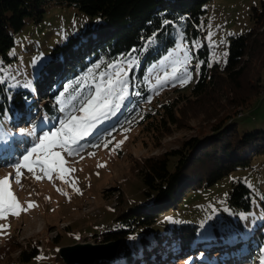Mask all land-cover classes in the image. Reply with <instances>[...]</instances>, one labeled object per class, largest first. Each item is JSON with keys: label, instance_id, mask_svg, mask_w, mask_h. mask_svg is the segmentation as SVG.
<instances>
[{"label": "trees", "instance_id": "trees-1", "mask_svg": "<svg viewBox=\"0 0 264 264\" xmlns=\"http://www.w3.org/2000/svg\"><path fill=\"white\" fill-rule=\"evenodd\" d=\"M51 1L76 7L87 16L88 25L58 45L35 73L7 75L1 66L16 59L10 54L16 34L28 21L42 23ZM212 1L0 0V157H8L30 139L13 128L25 114L39 117L37 129L46 127L45 118L50 127L70 110L55 100L66 84L87 77L97 63L101 69L120 61L127 67L129 53L124 102L128 108L115 110V123L106 135L124 125L147 123L145 129L161 139L173 135V125L183 129L190 119L198 121L195 135L174 140L176 149L133 160V174L142 182L147 204H130L120 194L113 209L114 225L92 236H102L101 241L130 239L122 244L118 259L93 264H227L226 259L235 260L244 250L258 255V247L264 251V195L258 196L241 180L232 182L227 192L232 228L228 224L225 230L221 225L201 227L194 217L173 216L191 195L206 194L232 173L264 162V0L252 8V27L221 45L225 46L221 65L213 58L220 47L212 46L214 38L208 39L199 29ZM181 45L187 51L182 52ZM173 50H179L182 60L187 57L185 63L193 67L188 70L191 80L185 81L179 97L156 110L158 116L143 112L151 95L146 76ZM72 94L70 88L65 98L69 103ZM185 100H195L188 113L180 107ZM249 106L247 113L238 111ZM62 107L65 112L59 110ZM159 147L160 142L155 145ZM162 221L168 228L151 238ZM11 248L19 250L20 263L39 254L35 247ZM4 251L0 250V257L7 260Z\"/></svg>", "mask_w": 264, "mask_h": 264}, {"label": "rangeland", "instance_id": "rangeland-1", "mask_svg": "<svg viewBox=\"0 0 264 264\" xmlns=\"http://www.w3.org/2000/svg\"><path fill=\"white\" fill-rule=\"evenodd\" d=\"M261 1L213 0L208 5V12L199 29L208 39L214 38L212 46L220 47L213 53V58L219 62V65L225 59L223 54L225 46L221 48V45L230 37L243 34L252 27V8L260 7ZM87 19V16L76 7L51 1L46 7L42 23L37 25L28 21L16 34L15 47L10 51L11 56L16 59L1 66V70L14 77H20L23 72H25L23 75L35 73L58 45H62L70 36L81 32L88 25ZM168 56L169 54L162 57L146 76L151 95L142 107L143 112L158 116L157 109L185 91L183 90L186 86L185 82L181 83L180 80L170 78L174 61H179L180 63L175 66L181 68L185 64L181 59L184 56L180 55L179 50H175V55L171 59H165ZM190 68L193 67L187 66V71ZM195 76H198L197 69ZM40 98L41 101L45 100L43 97ZM125 101L124 99L121 102L123 109L128 108V103L125 105ZM194 103L195 100H185V104L182 102L184 105L180 104V107L188 113ZM250 108L252 107L238 111L243 114ZM36 117L39 118L35 114H25L13 127L18 135L27 136L26 138L30 136V139L21 144L19 149L12 151L7 158L0 157V179L8 176L9 173H15V169L8 165L14 164L17 158H21L33 147L40 132L47 131L46 127L37 129ZM62 117L64 116H61V119ZM114 118L115 111L107 119L100 121L97 128L80 141L85 147L79 154L69 156L67 152H63L66 160L64 167L69 170L63 173L64 180L59 178L58 171H53L49 179L43 172L36 170L35 175L43 177L36 180L33 173L22 169L20 182L11 184V190L21 206L17 209L19 214L8 212L0 218V250L3 248L7 253L2 255L7 256V260L0 257V264H51V260L55 262V253L61 244L72 242L82 232L98 233L114 225L113 209L118 206V197L122 193L130 204H147L142 197V182L133 174V160L140 156L176 149L178 146L174 140L195 135L198 124V121L190 119L186 128L178 129L173 125V135L161 139H157L145 129L147 123L124 125L113 135H106V132L113 128ZM141 119L140 117L138 121ZM21 128L26 130L25 134L20 133ZM158 140L160 147L155 148L159 143ZM56 150L61 151L59 148ZM71 169L75 171H70ZM240 180L254 188L258 196H263L264 162L256 161L252 168L232 173L206 194L191 195L173 216L194 217L201 227L221 225L222 230H225V224L231 227L234 218L228 213L229 193L227 192L230 191L232 182ZM30 203L35 206L29 207ZM167 228L164 221L160 222L159 226L151 231V238L155 233H163ZM234 234L236 232L232 235ZM60 235L63 237L60 242H56L55 239ZM16 246L35 247L39 250V254L29 262L20 263L17 259L19 250L9 249L10 247L14 249ZM257 250L259 255L255 251L244 250L235 260L225 261L227 264H236L238 262L236 260L241 258L237 264H264V251L260 247ZM219 252L223 253L224 250ZM173 263L177 264L178 261Z\"/></svg>", "mask_w": 264, "mask_h": 264}, {"label": "snow or ice", "instance_id": "snow-or-ice-1", "mask_svg": "<svg viewBox=\"0 0 264 264\" xmlns=\"http://www.w3.org/2000/svg\"><path fill=\"white\" fill-rule=\"evenodd\" d=\"M181 51H187L183 45H181ZM131 55L129 53L130 59L127 62V67L123 61L106 63L103 69L97 63L93 66L94 70H89L87 77L75 78L71 84L64 86L55 100L58 105L65 104L70 110L50 127H48L47 118H45L42 123L48 127V130L40 132L36 136L33 147L26 151L21 158H17L14 164L8 165L15 169V173H9L8 176L0 179V218L8 212L19 214L17 209L21 206L15 193L11 190V184L20 182L23 175L22 169L33 173L36 180L43 178L40 175H35L36 170L43 172L49 179H51L53 171H58L59 178L64 180L63 173L69 170L64 167L66 160L63 152H67L69 156L79 154L85 147L80 144V141L97 128L98 122L107 119L110 114L119 109L121 102L126 99L128 80L125 73L131 71ZM174 55L175 50L170 52L165 59H171ZM185 61H187V57H185ZM179 63V61H174L170 78L180 80L181 83L190 81L191 74L187 71L186 63L178 68L175 65ZM25 86L29 87L30 85ZM70 88L73 93L70 97L71 103L65 99ZM25 100L27 102V98ZM59 110L65 112L63 107ZM19 131L21 134L26 133L23 128ZM57 148L61 151H57ZM37 153L39 155H36ZM33 156L36 158L32 159ZM70 171H75V169ZM76 190L78 191V189ZM34 206L29 204V207Z\"/></svg>", "mask_w": 264, "mask_h": 264}, {"label": "water", "instance_id": "water-1", "mask_svg": "<svg viewBox=\"0 0 264 264\" xmlns=\"http://www.w3.org/2000/svg\"><path fill=\"white\" fill-rule=\"evenodd\" d=\"M88 231L82 232L72 242L61 244L55 253L56 264H93L97 261L118 259L122 244L130 238L101 241Z\"/></svg>", "mask_w": 264, "mask_h": 264}]
</instances>
